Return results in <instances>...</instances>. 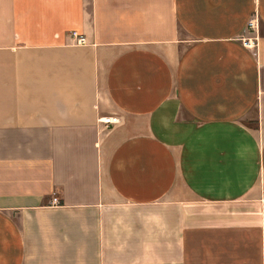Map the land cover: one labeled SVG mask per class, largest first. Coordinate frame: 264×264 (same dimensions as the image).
Wrapping results in <instances>:
<instances>
[{
    "label": "crops",
    "instance_id": "1",
    "mask_svg": "<svg viewBox=\"0 0 264 264\" xmlns=\"http://www.w3.org/2000/svg\"><path fill=\"white\" fill-rule=\"evenodd\" d=\"M0 264H264V0H0Z\"/></svg>",
    "mask_w": 264,
    "mask_h": 264
},
{
    "label": "built area",
    "instance_id": "2",
    "mask_svg": "<svg viewBox=\"0 0 264 264\" xmlns=\"http://www.w3.org/2000/svg\"><path fill=\"white\" fill-rule=\"evenodd\" d=\"M259 27V18L257 15H255L248 24V29L252 33H257ZM72 39L75 40L77 45L85 46L88 44V41L85 36L79 35L78 33H72ZM244 45L251 50H255L257 48V38L253 39H243ZM101 122L105 125L106 128L114 127L116 126L120 120L118 117L110 116V117H104L101 119ZM52 206H60L61 203L58 198H54L51 202Z\"/></svg>",
    "mask_w": 264,
    "mask_h": 264
},
{
    "label": "rangeland",
    "instance_id": "3",
    "mask_svg": "<svg viewBox=\"0 0 264 264\" xmlns=\"http://www.w3.org/2000/svg\"><path fill=\"white\" fill-rule=\"evenodd\" d=\"M249 30V29H248ZM251 32V31H250Z\"/></svg>",
    "mask_w": 264,
    "mask_h": 264
}]
</instances>
